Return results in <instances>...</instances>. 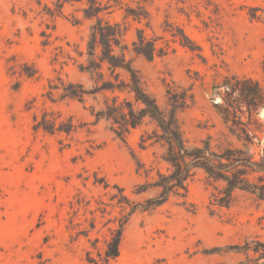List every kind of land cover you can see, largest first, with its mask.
<instances>
[{
	"label": "rangeland",
	"instance_id": "1",
	"mask_svg": "<svg viewBox=\"0 0 264 264\" xmlns=\"http://www.w3.org/2000/svg\"><path fill=\"white\" fill-rule=\"evenodd\" d=\"M0 0V264H89L102 251L108 223L118 210L91 214L124 188L132 202L136 174L132 152L156 166L155 148L141 150L139 138L150 125L131 131L122 143L105 120L93 116L110 93L100 92L79 66L93 21L83 20L87 0ZM103 14L119 24L123 43L132 48L142 33L154 41L152 60L133 55V65L161 110H167L168 84L191 91L193 103L178 115L183 137L193 145L211 137L224 140L212 87L237 75L264 81V0H120ZM142 7L146 21L134 19ZM253 10V11H250ZM249 14H255L251 19ZM128 15V16H127ZM73 17L81 20L72 25ZM45 35V36H44ZM68 83L92 92L84 102L62 98ZM52 112L87 124L71 136L33 130V116ZM264 129V109L257 116ZM264 143V135L261 136ZM155 174V171L152 175ZM105 184L108 188H105ZM211 189L199 172L189 183L186 205L173 198L150 214H136L126 226L117 264H237L244 256L231 247L264 242V202L238 194L229 209L210 205ZM79 195L88 207H72ZM213 210V213H211ZM95 218V229L90 223ZM89 233H82L84 231ZM84 234L88 236L85 237Z\"/></svg>",
	"mask_w": 264,
	"mask_h": 264
},
{
	"label": "trees",
	"instance_id": "2",
	"mask_svg": "<svg viewBox=\"0 0 264 264\" xmlns=\"http://www.w3.org/2000/svg\"><path fill=\"white\" fill-rule=\"evenodd\" d=\"M118 1L87 0L81 10L82 19L93 23L89 29L86 52L80 53L86 64H81L79 68L89 75L98 91L111 94L105 98L104 107L93 115L95 122H108L115 138L122 143L126 142V136L131 131L150 125L151 129L144 131L139 138V148H155L160 152L153 153L157 163L155 167L146 166L134 152L131 154L136 174L142 179L134 186L133 194L149 197L132 202L125 195L124 188L115 185L116 193L109 196L108 203L100 201L97 208L90 211L104 217L112 213L107 211L111 208L118 210L119 216L108 222L117 226L108 230L102 251L96 247L97 238L91 243L98 259L87 252L89 264H117L123 232L131 218L136 214L153 213L173 198L186 205L189 183L199 172L204 174L207 187L212 190L210 205L216 209L231 208L237 202L238 194L264 202V143L261 141L264 129L257 120L264 109V81L261 84L255 79L237 75L223 77L212 87L211 100L220 99L214 107L226 126L227 134L216 145H213L211 137L189 145L183 137L178 115L190 107L193 95L190 90L174 87L170 83L166 88L167 110H161L155 97L147 91L141 72L133 65V55L148 60L154 58L157 53L154 41L139 32L130 49L123 43L121 26L111 24L103 16L110 4ZM65 3L58 0L55 9L48 10L49 16L59 15ZM138 8L139 11L133 14L134 19L146 21L149 25L148 13L142 7ZM249 16L257 18L255 14ZM71 23L79 25L81 20L73 17ZM262 71L264 76V61ZM63 92L62 98L80 103L93 94L80 83H68ZM86 125L75 124L72 117L63 120L52 112H43L40 119L33 116V130L51 135L71 136ZM105 188H108L107 184ZM88 205L89 202L76 195L72 207L76 213L82 206ZM94 222L95 218L90 223L91 230L95 229ZM231 249L244 256L237 264H264V242L259 239L245 241Z\"/></svg>",
	"mask_w": 264,
	"mask_h": 264
}]
</instances>
